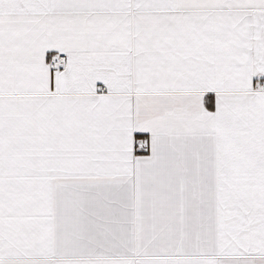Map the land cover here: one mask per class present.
Returning a JSON list of instances; mask_svg holds the SVG:
<instances>
[{
  "label": "snow or ice",
  "instance_id": "6c2138e0",
  "mask_svg": "<svg viewBox=\"0 0 264 264\" xmlns=\"http://www.w3.org/2000/svg\"><path fill=\"white\" fill-rule=\"evenodd\" d=\"M0 264H264V0H0Z\"/></svg>",
  "mask_w": 264,
  "mask_h": 264
}]
</instances>
